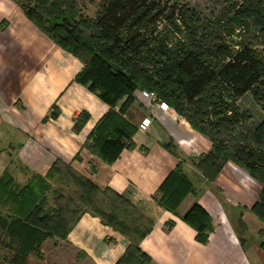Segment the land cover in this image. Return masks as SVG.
<instances>
[{
  "label": "trees",
  "instance_id": "16d2710c",
  "mask_svg": "<svg viewBox=\"0 0 264 264\" xmlns=\"http://www.w3.org/2000/svg\"><path fill=\"white\" fill-rule=\"evenodd\" d=\"M12 1L83 63L77 82L112 108L86 145L96 157L111 165L125 148H136L137 129L114 109L123 100L129 107L136 92H147L211 140L213 149L200 165L214 166L216 174L233 161L264 186V0H228L207 16L180 1L101 0L90 21L81 16L76 0ZM248 94L263 112L258 125L240 105ZM57 115L55 110L52 117ZM89 119L87 113L77 119L75 131L81 132ZM194 192L179 167L156 200L176 212ZM0 196L6 197L0 253L6 252L10 264H27L51 238L68 240L88 213L129 241L117 264H152L141 243L153 221L129 198L102 190L71 166L58 162L46 178L33 175L24 186L6 171ZM253 212L264 223V189ZM184 221L197 232L198 242L208 243L213 222L206 211L195 204Z\"/></svg>",
  "mask_w": 264,
  "mask_h": 264
},
{
  "label": "crops",
  "instance_id": "0c3cea01",
  "mask_svg": "<svg viewBox=\"0 0 264 264\" xmlns=\"http://www.w3.org/2000/svg\"><path fill=\"white\" fill-rule=\"evenodd\" d=\"M83 68L19 5L0 0V179L10 171L24 186L33 175L46 178L56 163H63L102 190L126 196L153 221L151 234L141 243L152 264H264V223L253 212L263 184L233 161L216 174L214 166L200 165L213 149L211 140L140 91L129 107L123 100L114 109L137 129L136 148H125L113 164H106L86 145L112 108L77 82ZM85 113L90 119L76 132V120ZM147 118L152 123L143 132L140 125ZM179 167L195 192L172 212L156 197ZM195 204L212 218L206 244L184 221ZM67 241L94 264H117L129 246L124 236L114 235L89 213Z\"/></svg>",
  "mask_w": 264,
  "mask_h": 264
},
{
  "label": "rangeland",
  "instance_id": "374dc122",
  "mask_svg": "<svg viewBox=\"0 0 264 264\" xmlns=\"http://www.w3.org/2000/svg\"><path fill=\"white\" fill-rule=\"evenodd\" d=\"M78 3V10L81 16L86 20H94L99 8L101 0H76ZM180 1L188 4L195 9V11L202 16L210 15L213 10L217 9L221 4L228 0H172ZM240 105L244 110L249 111L252 116V124L258 125L263 121V112L256 104L253 96L248 94L240 101ZM58 187V186H57ZM55 187V188H57ZM66 189V188H63ZM71 192V191H65ZM3 193V192H2ZM16 193V191H14ZM161 196V195H160ZM1 197V196H0ZM6 197L0 198V212H4L2 204ZM193 207V206H192ZM107 209V205L102 206ZM10 207H8V210ZM88 210V207L86 206ZM108 213V212H107ZM69 226V225H68ZM114 235L121 236L120 233L113 231ZM6 252L0 253V264H10L9 261L4 260ZM27 264H94L88 255L76 250L66 239L54 237L49 239L44 245L40 254H34L30 257Z\"/></svg>",
  "mask_w": 264,
  "mask_h": 264
},
{
  "label": "built area",
  "instance_id": "2783aa9c",
  "mask_svg": "<svg viewBox=\"0 0 264 264\" xmlns=\"http://www.w3.org/2000/svg\"><path fill=\"white\" fill-rule=\"evenodd\" d=\"M145 96L153 98L154 101L160 106V108L163 111L167 112V111L170 110V107L166 103H162V102L157 101V99L152 94L146 92ZM151 123H152V120L150 118L145 119L142 122V124L140 125V130L143 131V132L147 131V129L151 125Z\"/></svg>",
  "mask_w": 264,
  "mask_h": 264
}]
</instances>
